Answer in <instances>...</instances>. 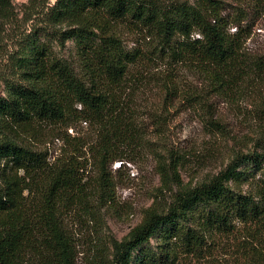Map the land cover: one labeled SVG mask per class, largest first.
<instances>
[{"label":"trees","instance_id":"obj_1","mask_svg":"<svg viewBox=\"0 0 264 264\" xmlns=\"http://www.w3.org/2000/svg\"><path fill=\"white\" fill-rule=\"evenodd\" d=\"M29 1L32 10L45 8L37 14L44 25L19 35L0 69V264H76L78 243L64 216L78 209L95 217L89 192L95 187L87 185L80 144L51 160L37 144L43 129L78 120L97 128L95 195L112 202L104 158L115 150L112 142L129 133L120 91L139 72L133 67L168 59L224 78L247 72L254 60L241 21L222 13L225 0ZM13 11L12 0H0V45ZM229 24L236 25L234 32ZM122 26L149 38L151 48H127ZM67 39L75 42L80 70L55 50V41ZM188 259L264 264V148L236 155L210 180L181 188L165 211L149 209L120 240L90 256L92 264Z\"/></svg>","mask_w":264,"mask_h":264},{"label":"rangeland","instance_id":"obj_2","mask_svg":"<svg viewBox=\"0 0 264 264\" xmlns=\"http://www.w3.org/2000/svg\"><path fill=\"white\" fill-rule=\"evenodd\" d=\"M29 2L12 0L13 18L0 45V69L6 65L8 52L15 50L16 38L32 26L44 25L37 14L45 8L32 10ZM222 13L241 21L248 34L244 46L253 65L247 72H231L224 78L168 59L156 58L148 68L133 67L139 72L132 73L120 91L121 105L130 119L129 133L124 140L112 142L115 150L104 158L106 177L114 184L112 202H98L95 195L100 178L97 128L78 120L68 127L43 129L37 144L48 150L51 160L62 151L72 152L73 142L80 144L87 185L95 187L89 189L95 217L90 212L83 217L78 209L64 216L78 243L76 264H92V251L107 249L112 239L120 240L142 222L149 209L165 211L181 188L210 180L236 155L263 150L264 0H225ZM228 29L234 32L236 25L229 24ZM120 33L129 49L151 48L149 38L143 40L123 26ZM54 45L61 58L80 70L72 39ZM0 96H5L1 82ZM150 242L156 244V237ZM185 262L204 264L193 259Z\"/></svg>","mask_w":264,"mask_h":264}]
</instances>
